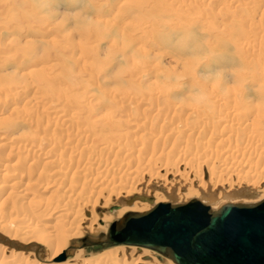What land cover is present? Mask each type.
Wrapping results in <instances>:
<instances>
[{"label": "rangeland", "instance_id": "rangeland-1", "mask_svg": "<svg viewBox=\"0 0 264 264\" xmlns=\"http://www.w3.org/2000/svg\"><path fill=\"white\" fill-rule=\"evenodd\" d=\"M263 10L264 5H259L257 0H0V124H3V126H0V137H3L0 139V186L4 184L8 186V184L11 183L9 187L14 186L12 192H15V197L16 193L18 196V198H15L14 202L9 198V200L5 199L4 201V196H1L4 203L0 197V232L8 238L14 237L15 241H21L25 237L28 239L31 238V241L37 242L44 254L43 258H45L43 261L42 259L38 261L34 258L32 252L31 254H26L25 252H17L10 248H4L3 246L2 251L0 245V264H2L3 261L5 264L7 262L9 264H86L88 258L93 260L92 263L90 262L87 264H116L115 262L117 260V264H122V258L125 260V264H133L140 251L135 252L131 258H129L130 255H127L125 252L124 257H122L120 255V250L126 247L123 245L118 247L91 245L90 247L82 248V250L79 249L78 252L77 250L73 251L69 256H66L64 261H59V259L50 260L48 257L51 255V249H49L47 244L36 238V235L41 233L43 229L39 226L44 223L43 219L49 215L48 213L51 208L61 207L60 209L63 210L62 212L65 211L66 213V210H68L67 214L69 213L68 215L70 216L72 214L74 215V213L81 214L84 208H86V210L91 209L92 204L95 202L93 201L96 199V197H93L95 194L92 195L90 190L96 193L100 187L106 188V191L103 193L104 196H100L96 201L95 205L97 209L93 213V216L97 218L96 224L100 230L97 231V228L93 226L89 231L88 229H84L83 226L85 225H78V223L74 222V229H76V232H71V235L69 234L70 238L68 237V241L66 240V246L61 249L59 257L68 247L79 245L80 240L84 237H91L95 239V241H101L103 239L101 236H105L110 224L123 217L120 216V218L111 220V223L106 229L104 224H101L99 212L106 214L107 209L112 206L113 201L112 197L109 199L110 205L106 206V204H104V201H106L105 198L108 195L107 190L110 188H117L115 187L116 185L118 186L116 183L113 185V181L111 180L113 178L116 179L119 175L118 173L116 174L117 171H113L118 168V165L115 164L119 162L114 160L113 157L106 156V154H93L89 151L87 155V149H83L84 151L87 150L85 153L81 152L78 142L81 140L79 143H83L82 140H84V137L81 135L78 136L75 128H89L91 124H88V121L94 119L93 122H95V120H99L102 115L111 116L118 112H125L132 115L139 113L142 116L141 112H143L144 107L145 113L156 116V106H161L164 102H161L160 105H155V107L150 102V106L147 104L144 105L145 103L135 104L130 102L128 104L124 96L129 95L128 97L134 96L135 98V96L138 95V97H141L147 94L146 92H148V90H159L163 86L162 89L167 86L174 92L171 91L167 96L170 105L176 103V106L180 108L184 106L185 109V106H187L186 103H188L187 99H190L189 96L197 93L195 89V91H190V88L188 89L193 79H200L201 81H199L201 84L203 79L205 84L209 86L217 80L232 83L237 78L234 73L241 74V79L244 82L242 88H245L248 92L247 99L251 98L253 100L252 93H254V89L251 88L249 84L253 83L256 79H264V47L259 46L260 48H256L252 55H245L250 61H259L258 66L254 68H244V66H241L239 63L238 57L240 58L241 55L234 49L233 42L241 40L243 42L247 41L250 44H258L264 41V25H259V21H264ZM106 23H108V27H106ZM248 31L254 34V36L246 38L248 34H250L247 33ZM129 40L132 41L131 44H128L127 41ZM13 41H18L20 44L22 43L21 46H23V48L21 49L20 47L10 45L12 44L10 42ZM222 43L225 45L223 46ZM25 47L29 49H24ZM148 68L151 69V71L149 70L148 72ZM31 70H37L38 75L41 76L43 74L42 77L45 79L41 80L38 79L40 76L29 74L28 72ZM37 71L35 73H37ZM153 73H155V75H153ZM156 74L158 75L156 76ZM167 74H169V76H167ZM18 76L25 77L28 83H26L27 81L20 83L19 81L17 83L14 81L13 83L16 85H9L10 79ZM248 77L249 81H247ZM133 89L135 94H133ZM16 94L20 96V99H18L15 104H12L11 98H14ZM116 94L117 97H115ZM153 94L158 96L160 93H154L153 91L151 94L152 97ZM119 95L123 96L120 98ZM162 95L165 94L163 93ZM51 99L55 101H53V104L56 103L52 105V110H50L51 107H49V109L47 105L42 103L43 100L49 102ZM82 99L87 100V102L85 100V102H83ZM113 99L119 101L115 100L114 102ZM167 100H165V102ZM71 103L73 107H70ZM140 104H142V106H139ZM84 105H86L85 109H83ZM151 106L152 108L154 107L155 111ZM176 106H173L171 111L174 107L176 108ZM148 107L149 109H147ZM121 108L122 110H119ZM58 111L81 112L85 115H81L84 122H78L77 126H72L67 123L68 121L62 122L63 120L55 117V114L57 116L59 113ZM96 114L98 116L100 115V117L98 118ZM144 116H147V114H144ZM54 119L56 120L54 121ZM114 120L116 122V119L113 118V122ZM115 129L125 130L123 125L117 126ZM160 130V123L152 127L149 125L148 127V131L154 135L159 134V137L162 136V138L168 135L167 132L162 133ZM80 136L83 138L81 139ZM33 138H37L36 140L42 138V140L49 142V144L51 143L50 145L54 144L55 147L52 146V152L50 151L51 153L46 154L45 152L47 149H44L45 151L42 149L37 150V142ZM67 139L69 140L68 143ZM75 141H77V145ZM90 141L91 140L87 141V144H89ZM92 142H94V144L96 143L93 140ZM67 144L68 146H66ZM64 145L67 148L64 147ZM26 146H30L29 149ZM34 146L37 149H35ZM168 147L169 145L166 146L167 149ZM20 148L21 150H19ZM65 148L66 150L72 149L66 151ZM75 148L77 151H75ZM138 154L146 159L150 157L154 158L153 162L156 160L164 161L165 159L164 156L159 155L160 153L158 150L156 151L150 146L144 145L137 147L128 157L119 155V164L129 163V161L135 159ZM209 155H212L211 158H213V153ZM70 158L72 160H70ZM98 158L102 160V163L105 161L114 164L112 168H106L109 170L108 172H111V170L115 172L111 174L112 176L104 169L105 167H101L104 164L101 166L99 165V168L96 166L97 162L94 159L97 160ZM53 159L55 161H53L52 164L55 162V166L53 165V167H51L52 169H50L49 166L52 165L50 162ZM60 159H62V161L64 160V162L66 161L64 165H62L63 168L61 167L62 161H60ZM45 160H50V162ZM86 161H94V163H92V171H85L84 173L78 162ZM257 161L260 168L264 166L262 159ZM43 162L46 163L47 166ZM35 163L37 164L35 165ZM35 166L37 167L35 168ZM65 166L67 167V172ZM38 167V171L41 170L42 172L40 171V173L43 174L37 171ZM54 167L56 169L53 170ZM73 167L76 168L74 169L77 172L74 171ZM34 168L37 171L36 173L32 171ZM52 170L54 171V175L52 174ZM55 171L61 175H63L62 173H67L64 175L66 178L61 177V175V179L59 175L55 177ZM101 171L106 172L108 174L107 177L105 176L106 173L101 174ZM72 172L75 173V176L72 175L74 174ZM10 173L11 175H9ZM81 173L84 175V178ZM26 175L31 176V178ZM85 175H87V177ZM88 175L92 177H88ZM100 175L103 178H99ZM19 176L21 179L16 180L15 177L18 178ZM57 177L62 180V182ZM95 177L99 180L102 179V182L104 179L103 185L99 182H97L99 184L96 182V184H93V178ZM110 177H112V179ZM18 180L21 181L20 184H17ZM91 180L92 183H90ZM232 182V184L231 182H227L223 185L222 190H227L230 186L236 189L239 186L235 184L236 181ZM57 183L62 184L58 185ZM143 183L145 184V182ZM248 183H251V181L242 184L243 187L245 185L247 186ZM14 184H17V186ZM28 184L30 185L27 186ZM107 184L109 185L107 186L108 188L105 187ZM63 188L65 189L63 190ZM68 188L72 190L73 188L75 189L73 190L74 195L72 194V190V192L70 191L71 194L68 192ZM256 188L262 190L261 195L264 197V182L255 186V189ZM82 190L87 191L89 195L85 191L82 193ZM24 192L30 193L31 196L23 201L24 203L21 202L23 203L21 204L18 199ZM63 192H65L64 194L68 193L69 196L65 195L64 197ZM75 193H78V195L75 196ZM122 194L124 193L122 192ZM79 197L84 198L83 200H78ZM73 198H76V200ZM79 201H82L83 204L78 203ZM29 204H32L31 207L33 209ZM64 205L65 207L67 205V207L63 208ZM43 207L45 208L43 209ZM76 207L78 208L77 211ZM67 214H64V216L62 215V222L70 221ZM48 231L49 229L46 228L43 232L48 233ZM111 250L119 251L116 258H113L114 260H111L112 258L110 256H105L106 251L109 252ZM146 251L158 255V258L160 256L156 252L150 250ZM76 253L77 257L75 256ZM80 253H82V255ZM5 258L8 260L6 261ZM85 259L86 261H84ZM156 259L155 261L159 263L158 259Z\"/></svg>", "mask_w": 264, "mask_h": 264}, {"label": "bare ground", "instance_id": "bare-ground-1", "mask_svg": "<svg viewBox=\"0 0 264 264\" xmlns=\"http://www.w3.org/2000/svg\"><path fill=\"white\" fill-rule=\"evenodd\" d=\"M257 2L259 5L260 4L264 5V0H257ZM17 3H18V1H17ZM262 9H263V6H262ZM263 14H264V12H263ZM227 15H230V14H227ZM259 22L258 23L260 26L264 25V23H263L264 21L263 22L259 21ZM108 23L105 24L106 27H108ZM119 33H121V32H119ZM247 33H250V31H248ZM251 34L252 33L248 34V36L246 38L254 36V34H252V35ZM129 41H127L128 44L129 43L131 44L132 41H130V42ZM263 42H260L258 44L257 43L250 44L247 41L243 42L241 40L233 42V46L235 47L234 49H236L237 53L239 55H241V57H240L241 59L238 57L239 63L241 66L243 65L244 68H246V67L254 68V67L258 66L259 61H257V62L250 61L245 57V55H248V56L252 55V53L256 50V48H260L259 46L264 47ZM10 43H12L10 45L20 47L21 49L23 48V46H21L22 43L20 44V42H18V41H13ZM101 43H102V41H101ZM222 45H223V43H222ZM24 49H29V48L25 47ZM18 54H19V52H18ZM263 54H264V52H263ZM3 61H5V60H3ZM149 67H151V66H149ZM153 69H152V71L154 72ZM149 70L151 71V69L148 68V72H149ZM36 71L37 70H33V71L31 70L28 73L31 75L32 74L38 75V71H37V73H35ZM133 73H135V72H133ZM239 73H240V71H239ZM169 74H171V73H169ZM169 74H167V76H169ZM234 74H236L235 76L237 78L235 77L236 79L232 83H227L224 81L221 82V80H217L214 82L215 84L210 83L211 85H209V86H208V84L207 85L205 84L203 79H202V84L200 83V81H201L200 79H199L200 81L193 79L190 86H188V89L190 88V91L196 90L197 93L189 96L190 99H187L188 103H186L188 107L185 106V109H184V106L181 108L179 106H176V103L170 105L169 100H167L168 99L167 96L170 94V92L172 90H170L169 89L170 87H167V86H165V88L162 89L164 87L163 86L159 90L158 89L148 90V92H146L147 94H144L141 97L139 96L140 98L138 97V95H136L135 98H134V96L128 97L129 95L124 96L125 97L124 99L128 102V104L130 102H133L135 104H138V103L144 104L145 103L144 105H146V104L149 105L151 103L155 107V105H158V104L160 105L161 102H164L163 105L156 106L157 107L156 111L158 113V115L156 113V116H152L149 113H145L144 112L145 107H144L143 112H141L142 116L139 113H135V115H132V114L125 113V112H118V113L112 114L111 116H109V115L103 116L102 115L101 118L97 121L95 120V122H93L94 119L90 120V118H89V120L91 121V122L88 121V124L89 123L91 124L89 128H79V127L75 128L77 130L76 134L78 136L81 135L84 137V140H82L83 143H79L81 140L78 142V146L80 147V149L79 148L78 149L84 153L88 150L87 155H88L89 151L92 152L93 154H98V153L100 155L106 154V156L108 155L109 157H113L114 160H116L120 163V159L118 158L119 155H123L125 157H128L137 147L148 145L151 148L155 149L156 151L158 150V152L160 153L159 154L160 156L165 157L164 161H157L156 160L153 162L154 158L150 157L149 159H146V158L142 157L140 154H138V155H136L135 159H132L127 164H124V163L115 164V165H118V168L116 170L114 169L113 171H117L116 174L118 173L120 175V177L118 175V177L116 176L117 177L116 179H114V178L112 179V177H110V178L112 179L111 181H113L112 184L114 185V183H116V184H118V186L116 185L115 187H117V188H110L107 190L108 195L106 194L107 195L106 198H108V199L105 198L106 201H104V204H106V206L110 205L109 199H111L113 197L112 206L107 209L106 214L99 212V216H100V220H101L100 222H101V224L102 223L104 224L105 229L111 223V220H113L115 218H120V216L121 217L123 216L122 218L117 219L116 221L112 222L110 224V226L114 223L115 230H117V231L120 230L121 232L124 231L127 234L129 229H133V227L131 225L132 223H127V221L128 220L134 221V219L126 218L124 221H122L125 216L131 215V214L146 213L160 203H166V204H171V205H181V204H186L192 200H197V201H200L202 204L208 206L210 209V212H216L219 209H221L223 206H226V205H230V204L231 205H235V204L253 205V204H257V203L261 202L262 200H264L263 195H261L262 190H259L257 188L255 189V186L264 182V166L260 168L257 164V162H258L257 160H260V159H262V161L264 163V79H262V80L256 79V80H254L253 83L249 84V86H251V88L254 89V93H252L253 94V100L249 97L251 99L250 100V99H247L248 92L246 91L245 88H242L244 85V82L241 79L242 75L238 74V73H234ZM153 75H155V73H153ZM157 75L158 74H156V76ZM38 76H40V75H38ZM42 76H43V74L38 79L44 80L45 78H43ZM256 76H257V74H256ZM19 79L22 81H20ZM38 79H34V80H38ZM14 81H16V83L19 81V83H20V82H25L27 80L25 77L18 76V77H15L13 79H10L9 85H11V84L16 85L13 83ZM247 81H249V77H248ZM251 81H252V79H251ZM26 83H28V81ZM153 91H154V93L159 92L160 94H158V96H155L156 94L155 95L153 94V97H152L151 94L153 93ZM174 91H176V90H174ZM177 91H178V88H177ZM135 92H136V90H135ZM163 93L165 95H162ZM124 94H126V93H124ZM133 94H135L134 89H133ZM119 96H118V99H119ZM122 96H120V98ZM115 97H117V94ZM187 97H188V95H187ZM63 98H65V97H63ZM18 99H20V96H18V94H16V96H14V98H11V103L15 104V102ZM66 99H67V97H66ZM164 99L167 101L165 102ZM60 100H61V98H60ZM84 100L82 99L83 102H85V101L87 102V100H85V101ZM115 100H117V99H115ZM115 100L113 99L114 102H115ZM53 101L54 100L51 99V100H49V102H47L45 100H43V102L42 101H40V102H42L44 105H47L48 108L51 107V109L50 108L49 109L52 110L53 109L52 105L56 104V103L53 104ZM117 101H119V100H117ZM89 102H90V100H89ZM79 103H81V102H79ZM120 103H122V102H120ZM167 103H169V104H167ZM118 104H119V102H118ZM71 106H72V103L70 104V107ZM85 106L86 105H84L83 109H85ZM139 106H142V104H140ZM139 106H137V107H139ZM173 106H176V108L174 107L173 110L171 111V108ZM31 107H32V104H31ZM75 107H77V106H75ZM154 107L152 108V106H151V108L155 111ZM111 108L113 109L112 106H111ZM122 108L119 110H122ZM49 109H47V110H49ZM147 109H149V107ZM50 110H49V112H51ZM78 110H81V109H78ZM58 112H57L58 113L57 116L55 114V117L56 118L58 117L57 119L60 118L61 120H63L62 122L68 121L67 123L71 124L72 126H74V125L77 126L78 122H82V123L84 122L83 117L81 116L84 114L81 112H80L81 114L79 112L77 113V112H72V111H71L72 113L70 111L69 112L58 111ZM143 113L147 114V116L150 115L151 117L150 116H148V117L144 116ZM97 117L99 118L100 115L99 116L97 115ZM113 118L116 119V122L114 120L115 123L113 122ZM50 119H52V118H50ZM55 120L56 119H54V121ZM86 123H85V125H86ZM158 123H160V128H161L160 132H162V133L167 132V134H168V135L163 136L164 138H162V136L159 137V134L154 135L153 133L148 131L149 125H151V127H152L154 125H158ZM64 124H63V126H64ZM61 125H62V123H61ZM121 125H123V127L125 128L124 131L121 129L123 132L120 129L119 130L121 132L119 130L115 129L117 126L119 127ZM0 126H3V124H0ZM65 127H66V125H65ZM66 129H68V128H66ZM162 133H160V134H162ZM81 136H80V138L82 139L83 137H81ZM72 137H74V136H72ZM2 138L3 137H0V139H2ZM50 138H51V136H50ZM36 139H34V140L37 142L36 147L38 149L34 146L35 149H37V150H39V149H42V150L45 149L46 150L47 149V151L45 152L46 154H49L52 152L51 151L52 146L55 147L54 144L50 145L51 143L49 144V142L42 140V138H39L38 140H36ZM76 139H77V136H76ZM89 140H91L90 141L91 144L90 143L87 144V141H89ZM92 140L95 141L96 143L94 144V142H92ZM30 141H31V139H30ZM53 141H54V137H53ZM68 142H69V140L67 139V143ZM76 142L77 141H75V143ZM229 142H230V145H229ZM34 144H35V142H34ZM76 145H77V143H76ZM167 145H169L168 149L166 148ZM66 146H68V144ZM66 146L64 145V147H66ZM26 147H28V149H29L30 146H26ZM66 148H65V150H66ZM73 148H74V146H73ZM70 149H72V148H70ZM70 149H67L66 151H68ZM83 149H87V150L84 151ZM19 150H21V148ZM75 151H77V149ZM212 153H213V158H211L212 155L211 156L209 155ZM91 156H93V155H91ZM71 158H73V157H71ZM71 158H70V160H72ZM57 159H59V158H57ZM117 159H119V160H117ZM87 160H88V158H87ZM94 160L97 162L96 166L98 168H99V165L101 166L102 164H104L101 167H105L104 169L107 172L109 171L107 169L112 168L114 166L113 163H108V162H105L104 160H103L104 163H102V160H100L99 158L97 160L96 159H94ZM254 160H256V161H254ZM45 161L50 162V160H45ZM53 161H55V160L53 159L50 163L52 164ZM60 161H62V159H60ZM62 162H61V167L63 168L62 165H64V163L66 161L64 162V160H63ZM68 162H67V164H68ZM54 163L52 165H50L48 163L50 165V166L48 165L50 167V169H52L51 167H53V165L55 166ZM92 163H94V161L93 162H91V161H89V162H87V161L86 162H78L79 166L83 169L84 173H85V171H88V172L92 171V169H91ZM36 164L37 163H35V165ZM44 164H46V163H44ZM46 166H47V164H46ZM36 167L37 166H35V168ZM59 167H60V165H59ZM75 167H73V169ZM35 168H34L35 171L33 169H32V171L36 173L39 170V167L37 168V171ZM62 168H61V170H62ZM54 169H56V168L54 167L53 170ZM75 169H74V171H75ZM53 170H52V172H53L52 174L54 175ZM65 170L67 172V167ZM40 171H38V172L40 173ZM113 171L111 170V172H108V173H110V175H111L112 173H115ZM75 172H77V171H75ZM101 172H102L101 174L106 173L103 171H101ZM72 173H74V172H72ZM40 174H43V173H40ZM55 174H56L55 177L57 175H59V178L61 179V177H65L64 175H66L67 173L66 174L62 173L63 175H61V174H58L56 172ZM86 174H88V173H86ZM9 175H11V173ZM60 175H61V177H60ZM72 175L75 176V173ZM82 175H81V177H82ZM107 175L108 174L106 173L105 176L107 177ZM26 176H29V175H26ZM85 176L87 177V175H85ZM93 176H94V174H93ZM100 176H99V178H103L102 176L101 177ZM113 176H114V174H113ZM88 177H92V176L88 175ZM7 178H9V177H7ZM29 178H31V176H29ZM83 178H84V175H83ZM96 178L97 177L93 178V184L95 182L96 183L99 182V183H102L101 185H103V182L105 180L103 179V182H102V179L99 180ZM15 179L17 180V179H21V178L19 176L18 178L15 177ZM2 180H3V177H2ZM63 180H64V178H63ZM108 180L110 181L109 178H108ZM28 181H30V180H28ZM60 181L62 182V180H60ZM232 181H236L235 184L239 185L236 189H233L232 188L233 186L232 187L230 186L229 189L222 190L223 185H225L227 182H231V184H232L233 183ZM249 181H251V183H248L247 186L245 185L243 187L242 184H246ZM20 182L21 181L18 180L17 184H20ZM143 182H145V184ZM87 183H88V180H87ZM90 183H92V180ZM99 183H97V184H99ZM10 184H8V186L5 184L3 186H0V197L4 196L3 197L4 201H5V199H7V200L11 199V201L14 202L15 198L16 197L18 198V196H17V193H16V197L14 196L15 192H12V189L14 186L9 187ZM17 184L16 185L14 184V185L17 186ZM53 184H56V183H53ZM60 184H62V183H60ZM60 184H58V185H60ZM93 184H90V185H93ZM29 185L30 184H28L27 186H29ZM27 186H26V188H27ZM107 186H109V185L108 184L105 185V187H107ZM248 186H251V187H248ZM55 187H53V188H55ZM83 187H85V186H83ZM83 187H82V189H83ZM142 187H143V189H142ZM58 188H60V187H58ZM56 189H55V191H56ZM64 189L65 188H63V190ZM52 190H54V189H52ZM71 190L72 189H69L68 192H70ZM73 190H75V189L73 188ZM43 191H44V188H43ZM60 191H58V192H60ZM82 191H83L82 193H84L85 190H82ZM105 191H106V188L104 189L103 187H100V189L96 193H93L90 190L92 195L95 194V196H93V197H96V199L93 200L95 202L93 204L91 203L92 204L91 209H88V208H87L88 210H86V208H84V210L82 209L83 211L81 214H79L77 212L78 214L74 213V215L72 214L70 216V215H68L69 213L67 214L68 210H66L67 211L66 213H65V211L62 212L63 210H61L60 209L61 207L59 206L60 208L55 207L53 209L50 207L51 213L49 212L48 213L49 215L47 217H44V219L42 217H40L43 219L44 223L39 227L43 228V229H42L41 233L36 235V238H37V240H40L43 243L47 244L49 246V249H51V253H50L51 255L48 258H50V260L59 259V261H64L66 256H69L73 251L77 250V252H78L79 249L82 250V248H84V247L87 248V247H90L91 245H94V246L95 245H98V246L109 245L112 247H116V246L118 247V246L123 245L126 247L123 248L122 250H120L121 251L120 255L122 257H124L125 252L127 253V255H130L129 258H131V256H133V254L135 252L140 251L139 255L136 256L135 260L133 258V260H134L133 264H171V263L175 264L169 258L159 254L155 250L147 249V248L136 246V245L125 244L126 240L122 239L118 235H117V237H120L119 240L116 241L114 239L112 241L111 238L113 237V235H112V233H110V235H109V232H108L110 226L108 227V230H107L105 236H101V237H103V239L101 241L100 240L95 241V239H93L91 237H84L83 239L80 240L79 245L68 247L67 250L63 251L61 253V256L59 257L61 249L66 246V240L68 239V237L70 238V235H71L70 233L76 232V229H74L75 228L74 222L78 223V225H80V224L85 225V226H83L84 229H88L89 231L92 229L93 226H95L97 228L96 229L97 231L100 230V228L96 224L97 218H96V216H93V213L97 209V207L95 205L96 201L98 200V198H100V196L103 195V193ZM71 192H70V194H71ZM75 192H77V191H75ZM85 192L87 193V191H85ZM122 192L124 194H122ZM64 193L65 192H63L64 197H65V195H68V193H66V194H64ZM31 194H32V192H31ZM72 194L74 195V191ZM87 194L89 195V193H87ZM73 195H70V196H73ZM76 195H78V193H75V196ZM29 196H31L30 193L24 192V194L19 196L18 201H20V203H21V202L25 201ZM83 198L79 197L78 200H80V199L83 200ZM1 199H2V197H1ZM74 200H76V198ZM2 202H3V199H2ZM13 202H11V203H13ZM33 202H35V201H33ZM44 202H45V200H44ZM23 203H21V204H23ZM78 203L83 204L82 201H79ZM110 203H111V201H110ZM42 204H41V206H42ZM91 204H89V205H91ZM31 205H30V207H31ZM38 205H40V204H38ZM44 205H45V203H44ZM86 206H88V205H86ZM66 207H67V205H66ZM66 207L64 205L63 208H66ZM44 208L45 207H43V209ZM77 209L78 208L76 207V211H77ZM70 210H73V209H70ZM45 211H46V209H45ZM32 212H33V210H32ZM79 212H81V211H79ZM52 214H54V215H52ZM64 214H67L68 215L67 217L70 218L69 222L65 221L66 220L65 217H64L65 222H62L61 218H62V215L64 216ZM35 217H37V216H35ZM129 217H131V216H129ZM1 218H3V217H1ZM46 228L49 229L48 233L43 232L44 229H46ZM33 229H34V227H33ZM101 229H102V227H101ZM30 230H31V228H30ZM221 234L222 233L219 231L215 232V235L212 238L214 245H215V241L221 237ZM192 235H193V233L191 235H189L188 238L191 239ZM19 237H20V235H19ZM198 237H199V235H196L195 237H192V238L197 241ZM34 238H33V240H34ZM108 238H110L111 241H109ZM42 242H40V243H42ZM0 245H1V248L3 246L4 248H10V249H13L17 252H25L26 254H31V252H32L34 255V258L37 259L38 261L41 259L43 261V259H45V258H43L44 254H43L41 248L39 247L37 242L31 241V238L28 239L27 237H25L21 241H15L14 237L8 238L6 235H4L0 232ZM216 245H217V243H216ZM146 250H150L152 252L158 253L160 255L159 258L157 257L158 255H155L154 253L148 252ZM2 251H3V248H2ZM118 252L119 251H117V250L116 251L111 250L109 252L106 251V253L105 252L104 253H105L106 257L110 256L112 258L111 260H114L117 256ZM80 254L82 255V253H80ZM75 256L77 257V253ZM2 258H3V255H2ZM103 258H104V256H103ZM156 258L158 259L159 263H157L155 261ZM5 259H6V261L8 260L7 258H5ZM92 260L93 259L88 258L87 261H86V259L84 261H86L87 263H90V262L92 263ZM98 260H99V258H98ZM100 260H102V259H100ZM117 261L115 262L116 264H117ZM122 261H123L122 264H125V260L123 258H122ZM10 262H12V261H10ZM22 263H23V261H22ZM32 263H34V262H32ZM2 264H5L4 261ZM6 264H9V263L7 262ZM110 264H114V263H110ZM130 264H132V263H130Z\"/></svg>", "mask_w": 264, "mask_h": 264}, {"label": "water", "instance_id": "water-1", "mask_svg": "<svg viewBox=\"0 0 264 264\" xmlns=\"http://www.w3.org/2000/svg\"><path fill=\"white\" fill-rule=\"evenodd\" d=\"M126 218L134 219L127 221L133 229L126 234L115 230L113 223L108 231L112 241L121 237L125 244L155 250L175 264H264V200L253 205L230 204L216 212L197 200L181 205L160 203L122 221ZM217 231L222 234L214 245ZM196 235L197 241L192 238Z\"/></svg>", "mask_w": 264, "mask_h": 264}]
</instances>
